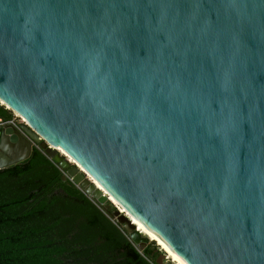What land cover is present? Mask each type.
<instances>
[{
    "label": "water",
    "instance_id": "95a60500",
    "mask_svg": "<svg viewBox=\"0 0 264 264\" xmlns=\"http://www.w3.org/2000/svg\"><path fill=\"white\" fill-rule=\"evenodd\" d=\"M0 105V170L39 149L140 252L110 197L182 264H264V0H0Z\"/></svg>",
    "mask_w": 264,
    "mask_h": 264
},
{
    "label": "trees",
    "instance_id": "16d2710c",
    "mask_svg": "<svg viewBox=\"0 0 264 264\" xmlns=\"http://www.w3.org/2000/svg\"><path fill=\"white\" fill-rule=\"evenodd\" d=\"M0 118L14 115L0 105ZM41 150L0 170V264H157L155 242L140 252L122 226Z\"/></svg>",
    "mask_w": 264,
    "mask_h": 264
},
{
    "label": "bare ground",
    "instance_id": "6f19581e",
    "mask_svg": "<svg viewBox=\"0 0 264 264\" xmlns=\"http://www.w3.org/2000/svg\"><path fill=\"white\" fill-rule=\"evenodd\" d=\"M57 151H59L62 155L68 158V156L61 149H57ZM71 162L74 163L73 161ZM110 201L113 203V205L119 208L121 213L127 214L134 221L135 225L138 227V230L142 232V234L145 235L148 239H151L152 242H155L161 248V250L166 254L168 259L172 263L182 264L179 261V259L172 253V251L165 245V243L154 232H152L144 224H142L140 221L134 218L130 213H128L125 209H123V207H121L120 204L113 197H110Z\"/></svg>",
    "mask_w": 264,
    "mask_h": 264
},
{
    "label": "built area",
    "instance_id": "2783aa9c",
    "mask_svg": "<svg viewBox=\"0 0 264 264\" xmlns=\"http://www.w3.org/2000/svg\"><path fill=\"white\" fill-rule=\"evenodd\" d=\"M18 119V118H17ZM21 122H23L21 119H19ZM13 123V121L10 122H5L2 118H0V131L2 130V128H4L6 125Z\"/></svg>",
    "mask_w": 264,
    "mask_h": 264
},
{
    "label": "rangeland",
    "instance_id": "374dc122",
    "mask_svg": "<svg viewBox=\"0 0 264 264\" xmlns=\"http://www.w3.org/2000/svg\"><path fill=\"white\" fill-rule=\"evenodd\" d=\"M18 121H20V120H18ZM151 240V239H150ZM152 241V240H151ZM152 242H150V244H151ZM155 244V246L156 247H158V249H159V252L162 254V253H164L162 250H161V248L156 244V243H154ZM165 254V253H164ZM169 262H171L170 260H169Z\"/></svg>",
    "mask_w": 264,
    "mask_h": 264
},
{
    "label": "crops",
    "instance_id": "0c3cea01",
    "mask_svg": "<svg viewBox=\"0 0 264 264\" xmlns=\"http://www.w3.org/2000/svg\"><path fill=\"white\" fill-rule=\"evenodd\" d=\"M14 119H16L15 116H14ZM14 119H13V120H14Z\"/></svg>",
    "mask_w": 264,
    "mask_h": 264
}]
</instances>
